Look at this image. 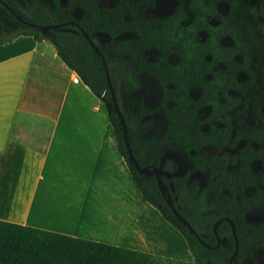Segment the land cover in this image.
<instances>
[{
	"label": "crops",
	"instance_id": "obj_1",
	"mask_svg": "<svg viewBox=\"0 0 264 264\" xmlns=\"http://www.w3.org/2000/svg\"><path fill=\"white\" fill-rule=\"evenodd\" d=\"M49 41L0 45V221L176 261L185 238L151 206L99 98Z\"/></svg>",
	"mask_w": 264,
	"mask_h": 264
},
{
	"label": "flooded vegetation",
	"instance_id": "obj_2",
	"mask_svg": "<svg viewBox=\"0 0 264 264\" xmlns=\"http://www.w3.org/2000/svg\"><path fill=\"white\" fill-rule=\"evenodd\" d=\"M63 2L66 5L61 9L62 22L51 24L61 25L57 30L86 40L87 34L101 51L106 52L117 42L115 47L123 46L119 54L125 57L128 72L134 75L132 69L142 66L156 72L141 71L136 75L141 85L146 86L148 84L141 76H152L162 90L161 100L153 105L154 110L146 109L148 113L144 119L149 118L152 111L159 112L167 121L166 131L168 120L160 109L165 92L163 84L168 92L179 89L196 108L195 122L205 138L204 145L188 153L176 144L162 147L173 146L188 156L189 162L182 157L188 168L179 178L186 177L190 186L196 185L199 191L206 190L209 204L213 194L208 189V172L195 169L192 162L200 150L205 147L218 150L217 155L202 157L209 161L222 158L230 171L248 170L237 187L225 190L234 201V220L225 205L218 210H207V218L217 217L212 225L216 243L215 246L208 245L212 247L210 249L218 250L231 248L234 241V252L239 246L237 261L240 236L246 237L250 249L238 264H264V128L246 126L245 129L242 126L240 131L230 130L228 124L218 119L222 109L231 113L237 108L247 112L250 120L252 118L253 93L258 80L255 67L257 35L264 32V0H75L70 10L68 0ZM73 10L75 15L71 14ZM151 91L145 98L150 108L154 96ZM192 93H196L195 98L191 97ZM203 109H210V112L200 119L198 114ZM260 113V121L264 122V108ZM168 162L172 164L171 170H165L177 171L178 162L175 159L166 164ZM200 172L202 176L197 174ZM197 178L201 179L200 184ZM227 219L234 224L235 233ZM219 221L217 237L214 226ZM218 243L219 247L215 248Z\"/></svg>",
	"mask_w": 264,
	"mask_h": 264
},
{
	"label": "trees",
	"instance_id": "obj_3",
	"mask_svg": "<svg viewBox=\"0 0 264 264\" xmlns=\"http://www.w3.org/2000/svg\"><path fill=\"white\" fill-rule=\"evenodd\" d=\"M3 1L23 19L35 25L46 26L62 22L59 0H51L50 12H46L41 5H37L33 11L24 12L18 0ZM22 36L33 37L38 42H51L67 67L76 72L82 78L83 83L101 100L108 113L118 150L127 163L137 188L144 199L162 214L164 220L185 238L193 261L187 263L165 259L125 248L0 221V264H229V259L235 248L234 241L231 248L212 250L203 246L188 228L178 221L166 198L160 192L156 177L140 174L129 161L123 127L114 111L111 92L107 89L108 82L102 60L89 42L84 37L57 29L41 31L27 25L15 18L0 3V45L9 44ZM109 49L107 52L104 50L102 52L107 60L112 82L117 92L116 79H119L122 72L125 71V60L119 61L122 63V69H112L108 52L116 54L122 48L112 44ZM132 71L134 76L141 71L156 74L154 70L146 66L133 68ZM163 86L165 92L160 109L167 118L168 125L163 135L158 138L142 139L139 128L148 111L139 108L135 114L128 115L118 98L127 122L130 144L142 168L159 166L161 149L164 145L176 144L188 153L192 149L199 150L205 143L199 125L195 122L196 108L179 89L172 93L166 90L165 84ZM168 103H173L174 106L168 107ZM192 162L195 169L208 172V189L213 194L209 204L206 198L207 191H199L196 185L190 186L186 177L171 180L164 178V180L171 191L172 187L174 189L172 197L175 207L191 223L205 243L215 246L216 240L212 233V225L217 217L209 219L205 214L208 209L218 210L225 205L229 210L228 215L234 220V210L232 209L234 201L232 196L228 197L225 194V190L237 187L245 179L248 170L242 168L240 171H230L227 168L228 164L222 158L209 161L200 154L192 158ZM171 165L168 162L165 168L171 170ZM240 239V256L234 264L241 262L242 255L250 249V241L242 236Z\"/></svg>",
	"mask_w": 264,
	"mask_h": 264
},
{
	"label": "rangeland",
	"instance_id": "obj_4",
	"mask_svg": "<svg viewBox=\"0 0 264 264\" xmlns=\"http://www.w3.org/2000/svg\"><path fill=\"white\" fill-rule=\"evenodd\" d=\"M21 6L26 11H33L37 5H41L46 12H50L52 7L51 0H18ZM75 0H68V10L72 9L74 6ZM60 8L66 5V2L63 0H59ZM70 14V13H69ZM71 14L75 15V11L73 10ZM258 39V58L256 62V69L258 72V80L256 84V89L253 93V101H252V118L250 120L247 117V112L244 113L242 109L237 108V110H232L231 113L228 110L222 109V111L218 112V119L222 120L224 124H228L230 126V130L237 129V131L242 130V126L246 128H264V122L260 121V111L264 108V32H258L257 35ZM117 42L114 45L117 46ZM123 49V46H122ZM125 49V48H124ZM110 56V65L112 69H122V63L119 62L120 60H125V57L119 53H111L108 52ZM115 54V55H113ZM113 56V57H112ZM125 64V61H124ZM125 68V71L122 72L121 77L116 79L117 82V92L116 96L117 99H120V104L123 109L128 113V115H133L136 113L137 109H148L154 110L156 107L150 108L145 103V98L150 95L152 92L151 88L146 86L145 84L141 83L137 80V77L128 72ZM114 86V85H113ZM115 90V87H114ZM196 93H192L193 98H195ZM119 103V102H118ZM120 106V105H119ZM218 108L217 106H215ZM214 108L213 110L215 111ZM121 109V108H120ZM247 110V109H245ZM122 111V110H121ZM210 112V109H203L198 115L200 119H204ZM243 114H246L243 116ZM231 119V120H230ZM167 121L157 111H152L149 118L143 119V122L140 124L139 133L142 139L147 140L151 138H158L163 135L164 129L166 127ZM240 127V128H239ZM169 152H174L179 154L183 157L187 162H189L188 156L183 153L182 151L178 150L173 146H167L161 149V155ZM200 155L203 157H209L219 154L218 150H213L211 148H204L199 151ZM202 176V173H197ZM199 184L201 179L197 178L196 180Z\"/></svg>",
	"mask_w": 264,
	"mask_h": 264
},
{
	"label": "water",
	"instance_id": "obj_5",
	"mask_svg": "<svg viewBox=\"0 0 264 264\" xmlns=\"http://www.w3.org/2000/svg\"><path fill=\"white\" fill-rule=\"evenodd\" d=\"M0 3L18 20H20L21 22H24L27 25H30L32 27L38 28L41 31H47L50 29H60L61 25H47V26H40V25H35L31 22H28L27 20L23 19L21 17V15H19L17 12H15L7 3H5L3 0H0ZM62 31H66V29H61ZM87 40L89 41L90 45L93 47V49L96 51V53L98 54V56L101 58L102 60V64H103V68L105 70V74L107 77V82H108V90H110L111 95H112V100H113V104H114V111L115 113L118 115L120 122L122 124L123 127V137H124V142L126 145V149H127V153L129 155V161L131 162V164L137 169V171L140 174L146 175V176H155L158 182V186H159V190L162 193V195L166 198V201L169 205V207L171 208L172 212L175 214V216L177 217L178 221L181 222L185 227L188 228V230L198 239V241L205 246L206 248H212L210 247L207 243H205V241L202 239V237L197 233V231L195 230V228L191 225V223L180 213V211L175 207L174 205V200L172 197V191H174L173 187H172V191L171 188L168 186V184L166 183V181L164 180L163 177H167L168 179H172V178H179L181 177L183 174L186 173L187 168H188V164L183 160V158L180 155L177 154H165L161 157L160 159V165L158 167H144L142 168L138 159L136 158L133 148L130 144L129 141V137H128V127H127V122L125 119V116L123 114V112L120 109L119 103H118V99L116 96V92L114 90V86H113V82H112V78H111V74H110V70L108 67V63L107 60L105 58V56L103 55L102 51L99 49V47L91 40V38L85 34ZM142 79H144L145 82H147L148 86L153 90L154 92V96L153 98H151V102L152 106L154 104H156L157 102H159L161 100L162 97V90L161 87L159 86V84L157 83V81L149 75H142L141 76ZM171 159H175L178 162V169L175 172H169L167 170H165V164L168 160ZM233 227L234 233H235V226L234 224L231 222L230 219H227ZM221 221L217 222L214 226V233L216 234V236L218 237V233H217V229L218 226L220 225ZM236 236V234H235ZM237 239V238H236ZM219 243L217 244V246L215 248L219 247ZM213 248V249H215ZM238 249L239 246L237 245L235 252L233 253V255L231 256L230 260H229V264H233L236 256L238 254Z\"/></svg>",
	"mask_w": 264,
	"mask_h": 264
},
{
	"label": "built area",
	"instance_id": "obj_6",
	"mask_svg": "<svg viewBox=\"0 0 264 264\" xmlns=\"http://www.w3.org/2000/svg\"><path fill=\"white\" fill-rule=\"evenodd\" d=\"M82 83H83L82 78L77 73H75L73 76V84L79 85Z\"/></svg>",
	"mask_w": 264,
	"mask_h": 264
}]
</instances>
